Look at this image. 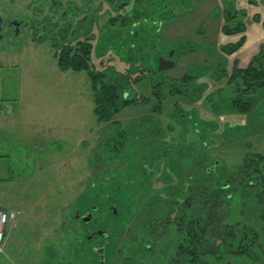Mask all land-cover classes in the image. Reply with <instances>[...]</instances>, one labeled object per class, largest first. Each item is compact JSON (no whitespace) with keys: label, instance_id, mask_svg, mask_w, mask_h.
Listing matches in <instances>:
<instances>
[{"label":"rangeland","instance_id":"rangeland-1","mask_svg":"<svg viewBox=\"0 0 264 264\" xmlns=\"http://www.w3.org/2000/svg\"><path fill=\"white\" fill-rule=\"evenodd\" d=\"M58 2L0 0V14L26 22L0 39V96L48 105L54 116L19 136L1 161L0 207L16 215L3 229L0 264H99L87 227L108 232L103 264H186L188 252L198 253L190 264H264V94L253 98L264 81L248 79L263 71L264 0H92L67 12V38L84 16L94 19L96 68L124 70L121 23L144 36L141 80L126 82L128 104L107 123L93 116L86 73L59 70L49 43L35 41L46 19L64 24L69 0ZM237 24L245 37L230 50L241 34L222 28ZM170 52L173 66L147 70ZM258 53L246 84L242 68ZM76 210L91 213L89 225ZM192 216L201 230L188 248Z\"/></svg>","mask_w":264,"mask_h":264},{"label":"trees","instance_id":"trees-1","mask_svg":"<svg viewBox=\"0 0 264 264\" xmlns=\"http://www.w3.org/2000/svg\"><path fill=\"white\" fill-rule=\"evenodd\" d=\"M125 4H122V7ZM118 6V5H116ZM66 14L67 12L64 10V12H62L60 19L63 20L62 25L64 26H59L58 28L56 26H58V24H56L55 22H49L48 19H46V22L43 21V27L42 30H45V36H41L36 38V42H48L50 47L52 48V55L54 56L55 60H56V65L59 68V70L61 71H72V72H79V71H84L86 73V76L88 78L89 81V89H90V94H91V101H92V113L93 116L96 120V122H109L113 116L115 114H117L123 107H125L128 103H127V91H124L123 94V98H121V89L123 88V86L126 84V82H131L130 80L133 81H138L141 80L138 73H141L142 71H140V67H143V63L141 65H137V63L139 62L138 60H143L144 58H138L137 56V49L140 48V46H138L139 40L142 38H144V36H141V33H137V29H135L133 26H135V23L130 24L128 21L121 23L120 26H123L122 24H125L123 27L124 30V34H125V40L126 43H128V52H127V58H126V62L123 61V63L126 64L124 70L121 69H116L114 67V69H112V64H107L108 66H103L102 68H96V66L94 65L95 63H93L91 61L92 58V53H93V37H90V31L89 29L87 30H79V29H75V32L72 34L71 33V38H67V32L70 29V25H69V21L66 18ZM120 15V14H119ZM123 15V14H122ZM233 17V16H230ZM115 17L113 16L112 18H110V22L114 23ZM45 26V27H44ZM57 28L56 32H53V30ZM49 29L50 31H52L51 36L47 33V30ZM223 31L228 33V34H233V33H240V37L237 40V42L234 44H231V46L228 47V45L226 47H228V49L230 50H234L236 49L239 44H241V42H243L244 40V34L243 32V27L241 24H237L235 27H231L228 28V26L223 25ZM140 36V37H139ZM140 39H139V38ZM138 40V42L136 41V39ZM131 50L130 49H133ZM151 49H154V47L151 46ZM139 51V49H138ZM155 51V50H154ZM122 52V51H121ZM264 52V51H263ZM125 53V51L123 52ZM135 56V59H133ZM259 53L257 55H255L251 61L249 62V64L242 68L243 69V75L242 78L245 81V83L247 84V78L251 75V65L254 62V59L259 58ZM148 59L150 60L151 63L152 59L151 56H148ZM132 60V61H131ZM130 62V63H129ZM101 64V62H100ZM263 66V71L262 72H256L255 75H251L248 79L249 80H261L262 82L264 81V65ZM132 67V68H131ZM139 67V69H138ZM133 69V70H131ZM149 72H155L156 74H159L160 72L157 71H153L151 69H147ZM111 72H115L114 74ZM231 80V79H230ZM254 80V81H256ZM178 82V81H177ZM181 83V81H180ZM228 83V82H227ZM247 87V86H246ZM243 89V94L245 93L247 88ZM264 94V83L258 87L256 89V94L253 96V98L256 96L257 97H261ZM155 95V94H154ZM243 96V95H241ZM252 96H250V98H248V102L251 103L252 102ZM258 98V99H259ZM230 104H234L232 100L229 101ZM244 107V106H243ZM237 108V107H236ZM243 111V110H242ZM112 141V140H110ZM115 141V140H113ZM110 143V142H109ZM183 162L186 163L187 160L185 158H183ZM220 176L219 174L217 176L214 177V183H218L220 181ZM224 188H226L224 186ZM186 193V192H184ZM232 193V192H231ZM231 193H228L225 197L226 202L229 198V195H232ZM185 197V195H182L181 199ZM187 197V196H186ZM241 197H242V192H241ZM243 198V197H242ZM228 203V202H227ZM229 205V204H228ZM98 209V207H97ZM93 210V209H92ZM88 212V211H87ZM169 212V211H168ZM229 212V211H228ZM188 215H192V212H186ZM226 215H228V213H226ZM115 217H117V214L115 215ZM193 217V222H191V225L188 226L190 230H193V234H189V232H184L185 233V237H184V241L188 242V248L190 246V243L192 241H194L196 238L198 239V235L197 232H199L201 230L200 226H199V220L200 218H196L194 216ZM226 217V216H225ZM166 224L168 225L171 221L169 220V217L166 216L165 218ZM175 222V221H174ZM223 221H221L222 223ZM176 226L179 228V230L183 227H186V225L183 224L182 221H177V223H175ZM226 227H229L226 226ZM180 232H182V230H180ZM83 239V237H80ZM88 242V241H87ZM182 245V246H181ZM180 248L181 250L183 249L182 247L184 246V244H181ZM92 252L91 254L95 255L94 259H98L97 262L99 264H103L104 263V259L103 262H100L99 259V255L97 252H95L93 250V246H92ZM103 252L105 253V249L103 248ZM187 252V251H186ZM53 253H51L52 255ZM198 253L197 252H191L188 254L185 253L183 254V257L187 256V262L186 264H190L192 263L191 259H195L197 258Z\"/></svg>","mask_w":264,"mask_h":264},{"label":"crops","instance_id":"crops-1","mask_svg":"<svg viewBox=\"0 0 264 264\" xmlns=\"http://www.w3.org/2000/svg\"><path fill=\"white\" fill-rule=\"evenodd\" d=\"M53 118L48 105L8 102L0 96V165L8 158L7 153L12 151L10 146L19 136L26 138L31 127H37L35 132L43 130L51 125Z\"/></svg>","mask_w":264,"mask_h":264},{"label":"flooded vegetation","instance_id":"flooded-vegetation-1","mask_svg":"<svg viewBox=\"0 0 264 264\" xmlns=\"http://www.w3.org/2000/svg\"><path fill=\"white\" fill-rule=\"evenodd\" d=\"M53 1L56 4L59 3L58 0H53ZM91 1L92 0H78V1L77 0H69L68 7H66V9H64V10L66 12L70 13L72 15V17H73L76 14L80 13L84 7L88 6V4H90ZM122 4L123 3L119 2V4H117L118 6H115L114 10L121 11ZM100 6H101V8L103 7V5H101V4H100ZM58 9H59V6L56 5L54 10L57 11ZM93 20L94 19L91 16L90 17H88V16L85 17L84 16L82 19H80L77 23L74 24V27H75V29H79V30H87V29H89V31H90V25H91V22ZM25 23L26 22H25V20L23 18H20V19L15 18V17L11 18L10 16L8 17V16H4L3 14H0V39L3 38L4 31H8L14 37L16 36L15 35V31H18V35H19L20 34L19 32L21 31V28H22V26ZM93 24H94V22H93ZM5 39L7 41H12V38H10V37H7ZM158 49L159 48L155 49V51L158 52ZM171 55L169 56L168 53H166L165 55H163V54L158 55L157 56L158 62L162 61V63H164L165 60L170 61L172 59ZM76 211H78V210H76ZM93 211L94 212L98 211L97 207H94ZM85 213H87V212H85ZM79 215H82V213H80L78 211V216ZM77 220H79V219L77 218ZM91 221H92V215H91V220L88 223H86L85 225H89ZM86 229H87V232H89V235H91V238L87 239V241L91 242L93 244L92 245L93 247H103L105 249V244L107 243L106 240H107L108 232H107V234L104 237H102V236H100V234H98V232L103 231V230H94V231L91 230L90 231L89 227H87ZM98 238L102 239V245L101 246L98 245L99 244L98 243L99 241H97ZM104 258H105V253L103 254V259Z\"/></svg>","mask_w":264,"mask_h":264},{"label":"water","instance_id":"water-1","mask_svg":"<svg viewBox=\"0 0 264 264\" xmlns=\"http://www.w3.org/2000/svg\"><path fill=\"white\" fill-rule=\"evenodd\" d=\"M155 29L158 30V26H155ZM15 35L16 36L18 35V31H15ZM154 48H157V47L154 46ZM171 54H172V52L169 53V56ZM172 65H173L172 60H170V61L165 60L164 63H162V61L161 62L159 61L157 70L162 71V70H165L167 68H170ZM92 209L94 210V207ZM109 209L112 211L113 215L116 214L115 206H110ZM74 217L80 219L83 223H88L91 220V213L87 212V213H84V214L78 216V211H76ZM98 234H100V236L104 237L107 234V232L106 231H100V232H98ZM90 238H91V235H89L87 237V239H90ZM93 250L98 253L100 262H103V254H104L103 247H93Z\"/></svg>","mask_w":264,"mask_h":264},{"label":"built area","instance_id":"built-area-1","mask_svg":"<svg viewBox=\"0 0 264 264\" xmlns=\"http://www.w3.org/2000/svg\"><path fill=\"white\" fill-rule=\"evenodd\" d=\"M15 217V213L14 212H6L2 209H0V244L2 243V240L4 239V232H3V228L4 226L12 221ZM1 248H0V252H1Z\"/></svg>","mask_w":264,"mask_h":264},{"label":"bare ground","instance_id":"bare-ground-1","mask_svg":"<svg viewBox=\"0 0 264 264\" xmlns=\"http://www.w3.org/2000/svg\"><path fill=\"white\" fill-rule=\"evenodd\" d=\"M153 47H154V45H153Z\"/></svg>","mask_w":264,"mask_h":264}]
</instances>
